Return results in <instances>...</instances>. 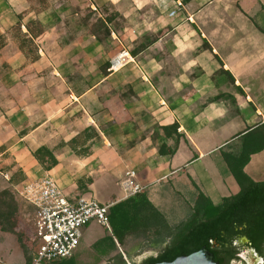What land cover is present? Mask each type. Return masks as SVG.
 <instances>
[{"label":"crops","instance_id":"obj_1","mask_svg":"<svg viewBox=\"0 0 264 264\" xmlns=\"http://www.w3.org/2000/svg\"><path fill=\"white\" fill-rule=\"evenodd\" d=\"M263 123L264 0H0L4 187L49 174L70 200L115 203L134 170L168 221L167 196L226 197L220 155ZM254 163L264 149L244 167L264 181Z\"/></svg>","mask_w":264,"mask_h":264},{"label":"trees","instance_id":"obj_2","mask_svg":"<svg viewBox=\"0 0 264 264\" xmlns=\"http://www.w3.org/2000/svg\"><path fill=\"white\" fill-rule=\"evenodd\" d=\"M104 19L105 21L99 20L93 27L94 34L99 40L100 34H104L105 38L110 35L106 22L110 23L111 18L106 16ZM99 30H102V33ZM145 46H140L139 50ZM108 67L109 63L105 62L103 70ZM169 128L177 133V125ZM166 130L167 127H164L163 131ZM263 149L264 123L255 131L243 135L239 151L223 152L227 166L240 185V191L224 197L218 204H214L207 196L200 193L194 203L196 205L194 212L174 226L168 223L163 213L149 200L144 191L113 203L107 212L109 229L112 233L108 241L100 238L92 246L102 256L114 253L105 264H128L123 253L118 250V246L123 245L127 237L150 238L153 247L168 239L169 242L156 256H149L139 264L172 261L178 256L188 255L203 246L213 253V258L218 264H230L236 258L237 252L232 243L235 229L245 223L247 227L244 233L251 240V245L258 251H262L264 181L251 180L244 172V167L252 154ZM159 152L162 153V149H159ZM174 152L175 150L171 149L168 153L174 154ZM19 179L12 176L10 181L16 184ZM19 203L25 204L16 197L14 191L9 189L0 191V231L16 235L28 263L31 260L29 242L26 249L23 235L17 228ZM49 264L76 263L71 256Z\"/></svg>","mask_w":264,"mask_h":264},{"label":"built area","instance_id":"obj_3","mask_svg":"<svg viewBox=\"0 0 264 264\" xmlns=\"http://www.w3.org/2000/svg\"><path fill=\"white\" fill-rule=\"evenodd\" d=\"M175 14V10L170 12V16ZM123 58L122 54L114 57L111 68L120 65ZM135 176L134 170H128L121 181L127 196L143 191ZM14 193L30 207L31 260L26 264H46L73 256L82 236L81 229L92 221L110 228L107 212L113 202L101 203L83 196L70 200L49 174L23 182Z\"/></svg>","mask_w":264,"mask_h":264},{"label":"rangeland","instance_id":"obj_4","mask_svg":"<svg viewBox=\"0 0 264 264\" xmlns=\"http://www.w3.org/2000/svg\"><path fill=\"white\" fill-rule=\"evenodd\" d=\"M223 159V163L226 169L228 166L224 159L223 153L220 155ZM250 174L257 179H264V164H253L251 166ZM225 184L226 187L221 189V196H227L234 194L238 191V184L234 179L233 175L228 172L225 176ZM0 184V191L3 189H9L13 191V187L11 184L7 186ZM196 200V199H195ZM194 197L188 195H170L165 197L164 201L157 202L165 212L168 222L170 225L174 226L181 221L187 219L195 210L196 205ZM20 204V203H19ZM29 210L30 207L27 205H19L18 210V231L23 235V242L25 244V248L28 247V241L32 238V232L30 230L29 225ZM88 230V232H86ZM82 236L80 238L79 245L74 251V260L76 264H105L108 262L110 257L114 255L111 253L109 255L102 256L98 251L94 249L91 245V242L94 241L97 237L105 238L108 241L111 230L102 226H94L91 223L84 226L82 229ZM84 231V234H83ZM97 236V237H96ZM150 238L144 237H132L126 238V242L123 245L118 246V250L123 253L126 261L130 262V264H138L141 261V257L144 255H154L156 256L162 248L169 242L167 239L166 242L154 246L150 243ZM0 259L6 264H26V259L24 257V252L22 247L16 237L15 234L12 233H4L0 231ZM264 264V260L262 261ZM52 263V262H50ZM48 264V263H47ZM129 264V263H128ZM230 264H245L244 261H233Z\"/></svg>","mask_w":264,"mask_h":264},{"label":"flooded vegetation","instance_id":"obj_5","mask_svg":"<svg viewBox=\"0 0 264 264\" xmlns=\"http://www.w3.org/2000/svg\"><path fill=\"white\" fill-rule=\"evenodd\" d=\"M246 224L243 223L236 227V233L233 236V246L236 248V258L233 261H244L245 264H263L264 245L262 251H258L251 245V240L246 236L244 230Z\"/></svg>","mask_w":264,"mask_h":264},{"label":"water","instance_id":"obj_6","mask_svg":"<svg viewBox=\"0 0 264 264\" xmlns=\"http://www.w3.org/2000/svg\"><path fill=\"white\" fill-rule=\"evenodd\" d=\"M153 264H218V262L214 260L213 253L203 246L197 251L178 256L172 261H161Z\"/></svg>","mask_w":264,"mask_h":264}]
</instances>
